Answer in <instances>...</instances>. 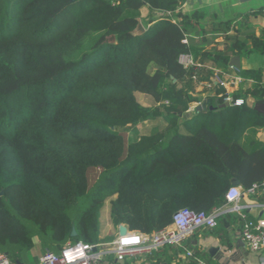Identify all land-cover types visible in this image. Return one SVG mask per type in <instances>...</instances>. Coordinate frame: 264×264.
<instances>
[{
	"label": "trees",
	"instance_id": "16d2710c",
	"mask_svg": "<svg viewBox=\"0 0 264 264\" xmlns=\"http://www.w3.org/2000/svg\"><path fill=\"white\" fill-rule=\"evenodd\" d=\"M182 1L0 0V250L14 264L36 262L34 237L57 254L67 242L109 241L99 235L108 199L113 224L151 233L181 208H219L233 179L243 189L264 181L255 137L264 116L253 107H218V88L205 109L180 118L199 100L181 86L178 57L195 46ZM144 7L163 15L135 35ZM230 23L210 29L229 51H202V60L227 68L232 54H264V34L227 33ZM240 74L256 82L233 97L263 99L264 72ZM155 120L157 132L128 142L129 126Z\"/></svg>",
	"mask_w": 264,
	"mask_h": 264
},
{
	"label": "crops",
	"instance_id": "0c3cea01",
	"mask_svg": "<svg viewBox=\"0 0 264 264\" xmlns=\"http://www.w3.org/2000/svg\"><path fill=\"white\" fill-rule=\"evenodd\" d=\"M176 10L183 15L190 16L188 19L191 24L189 28L190 37L195 43L194 52L191 53L197 62L201 64V71L197 81L190 79L187 72L185 80L181 83V86L188 89L193 97L199 99L190 104L186 113L180 116L182 119L194 116L197 106L215 95V90L218 87H208L207 85V80L211 78L215 69H220L224 78H233L232 83L226 89L223 88L224 91H227L232 96L240 91H245L256 82L252 78L243 77L240 74V70L261 69L264 72V54L257 51L250 50L232 54L227 68L219 67L209 60H202L200 56L202 51H229L230 43L224 38L222 32L214 33L210 30L212 25L219 22L227 20L231 22L227 33H241L244 29H247L256 36L263 35L264 0H183ZM162 15V12H150L148 7H144L140 10L139 18L145 26L151 19H157ZM174 19L180 20V17H175ZM248 47L249 49L252 48L251 41L248 42ZM235 55L240 57V68L230 64L231 58ZM136 94H140L142 97L143 102L138 101L140 104L142 103L145 106L153 104L151 96L140 92H135V96H137ZM241 98L251 107L256 101H259L249 96ZM144 122L145 127H143V123H139L142 125L141 129L137 130L138 136L145 132H157V126L162 123V120ZM255 137L259 141L264 142V126L256 129ZM108 204L109 206L105 202L99 220L100 237H111L109 241L100 242L105 248L110 246L109 243L119 234V224H113L110 203ZM236 205L241 208L240 212L244 211L251 218H264V193L262 192L256 194L243 192ZM236 205H221L217 211L215 227L194 228L181 246L165 245L150 255L126 257L123 260H117L114 253L108 252L105 255L104 264H198L195 257L207 264H264V250L251 252L244 244H241L239 233L241 227L240 212L233 210ZM211 247H219V250L211 253ZM186 250L191 251L193 256H187L185 254ZM44 252L39 239L34 237L30 258L38 261Z\"/></svg>",
	"mask_w": 264,
	"mask_h": 264
},
{
	"label": "built area",
	"instance_id": "2783aa9c",
	"mask_svg": "<svg viewBox=\"0 0 264 264\" xmlns=\"http://www.w3.org/2000/svg\"><path fill=\"white\" fill-rule=\"evenodd\" d=\"M184 41H187L185 37ZM179 63L189 73V78L193 81L199 79L201 64L197 62L191 52H183L178 57ZM239 79V78H238ZM233 78L223 77L220 69H215L211 78L207 80L208 87L217 86L226 89L232 83ZM223 98V103L230 105H242L245 100L241 97H233L227 91L218 95ZM167 103V101H166ZM243 192L256 194L264 193V181L260 184L254 183L247 189H242L239 185H231L225 193L224 204H237ZM216 208L212 212L193 211L189 208L177 210L171 223L159 230L151 233H144L139 230H130L127 228L125 234H118L112 240L107 248L103 244L88 243L83 241L67 242L60 253L45 251L32 264H104L105 255L108 252L115 254L117 260H123L126 257L146 256L159 250L165 245L181 246L182 242L188 237L191 231L197 227L213 228L216 225ZM233 210L240 212L241 208L236 205ZM240 239L244 246L251 252H260L264 250V218H251L246 213L240 212ZM187 256H193L189 250L185 251ZM198 264H207L196 258ZM0 264H14L7 254L0 250ZM262 264V263H260Z\"/></svg>",
	"mask_w": 264,
	"mask_h": 264
},
{
	"label": "water",
	"instance_id": "95a60500",
	"mask_svg": "<svg viewBox=\"0 0 264 264\" xmlns=\"http://www.w3.org/2000/svg\"><path fill=\"white\" fill-rule=\"evenodd\" d=\"M137 21H138L137 25L135 26V28L132 31L133 34H135V35L142 34L145 31V26L142 24L141 19L139 17L137 18ZM109 40L113 41L114 36L111 35ZM239 59H240V57L238 55L233 56L230 60V64L237 67V68H240ZM215 102H217V99L215 100ZM209 103H210V99H207L206 101L201 102L197 106L196 110L201 111L202 109H205ZM229 105H230L229 103L225 102V103H220L218 105V107H224V106H229ZM210 108H213V106H210ZM253 108L255 111H257L258 113H260L264 116V99L256 101V103L253 105ZM232 185H239V182L237 180L232 181ZM126 231H127V226L124 224H119V234L123 235L126 233ZM71 235L72 236L76 235L75 229L72 230ZM241 244L243 245V242ZM218 250H219V247H211L210 248L211 253H214ZM17 264H21V263L17 262Z\"/></svg>",
	"mask_w": 264,
	"mask_h": 264
},
{
	"label": "rangeland",
	"instance_id": "374dc122",
	"mask_svg": "<svg viewBox=\"0 0 264 264\" xmlns=\"http://www.w3.org/2000/svg\"><path fill=\"white\" fill-rule=\"evenodd\" d=\"M94 40V37H91L89 40H87L84 44H83V46L81 47V49L80 50H78L77 52H75L73 55H72V58H74V59H76V58H78L79 56H80V54H81V52H83V51H87V50H89V48H90V46H91V44H92V41ZM137 96V99H138V101H141V102H143L142 101V97H141V95L140 94H136ZM142 104V103H141ZM143 123V127H145L144 126V124H145V122H142ZM147 123V122H146ZM142 125V124H141ZM141 125L140 124H137L135 127H133V126H129V128H128V130H127V133H128V142L130 141H133L135 138H137L138 137V132H137V130H139V129H141L140 127H141ZM157 128H158V126H157ZM156 129V128H155ZM119 131H120V133L121 132H124V130L122 129V128H120L119 129ZM122 134V133H121ZM93 173L94 172V170L92 169L91 171H90V173ZM107 202V206H109V199L106 201Z\"/></svg>",
	"mask_w": 264,
	"mask_h": 264
}]
</instances>
